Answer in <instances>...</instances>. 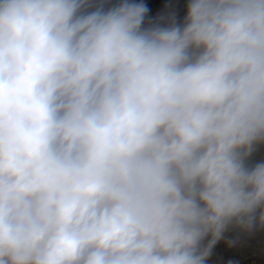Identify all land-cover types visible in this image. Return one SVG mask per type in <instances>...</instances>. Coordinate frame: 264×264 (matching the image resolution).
Masks as SVG:
<instances>
[{"label": "clouds", "instance_id": "1", "mask_svg": "<svg viewBox=\"0 0 264 264\" xmlns=\"http://www.w3.org/2000/svg\"><path fill=\"white\" fill-rule=\"evenodd\" d=\"M150 3L0 0V264H206L264 230V0Z\"/></svg>", "mask_w": 264, "mask_h": 264}, {"label": "rangeland", "instance_id": "2", "mask_svg": "<svg viewBox=\"0 0 264 264\" xmlns=\"http://www.w3.org/2000/svg\"><path fill=\"white\" fill-rule=\"evenodd\" d=\"M107 2L115 4L120 0H107ZM144 2L150 3V0H144ZM186 4L187 0H160L159 4L150 3L146 22L155 20L161 15L174 14L179 23L186 14ZM260 161H264V147L258 148L249 158L248 163L255 164ZM229 241L234 243L230 245ZM206 264H264V230L247 234L237 228H230L212 248Z\"/></svg>", "mask_w": 264, "mask_h": 264}]
</instances>
